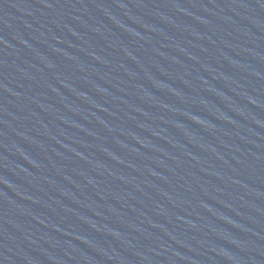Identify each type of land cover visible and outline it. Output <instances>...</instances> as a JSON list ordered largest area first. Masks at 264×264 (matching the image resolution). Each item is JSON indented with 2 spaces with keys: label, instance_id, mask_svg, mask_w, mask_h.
Segmentation results:
<instances>
[{
  "label": "water",
  "instance_id": "95a60500",
  "mask_svg": "<svg viewBox=\"0 0 264 264\" xmlns=\"http://www.w3.org/2000/svg\"><path fill=\"white\" fill-rule=\"evenodd\" d=\"M0 264H118L24 0H0Z\"/></svg>",
  "mask_w": 264,
  "mask_h": 264
}]
</instances>
